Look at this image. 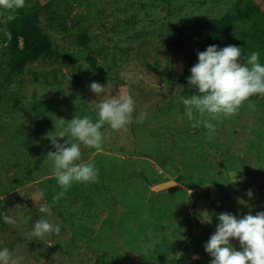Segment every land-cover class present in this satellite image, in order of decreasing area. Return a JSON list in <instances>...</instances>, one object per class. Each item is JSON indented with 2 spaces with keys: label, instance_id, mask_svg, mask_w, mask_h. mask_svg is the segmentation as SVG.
I'll return each instance as SVG.
<instances>
[{
  "label": "rangeland",
  "instance_id": "374dc122",
  "mask_svg": "<svg viewBox=\"0 0 264 264\" xmlns=\"http://www.w3.org/2000/svg\"><path fill=\"white\" fill-rule=\"evenodd\" d=\"M64 2L67 23L83 15L90 47L76 33L54 32L52 56L32 62L11 83L0 75V159L17 152L14 160L30 176L5 192L0 165V249H10L20 264H209L204 245L219 213L264 211V96L250 97L232 118L211 121L217 124L211 141L202 124L192 127L179 100L191 96L188 84L177 83L188 52L234 0ZM40 6L41 0H25L24 9ZM6 12L0 9L3 22ZM93 81L107 94H131L137 111L125 129L102 127L100 150L81 146L82 161L99 170L98 182L73 183L53 203L61 189L46 136L62 130L60 118L65 127L74 116L97 119L106 96L90 90ZM170 179L180 186L173 194L153 189ZM45 204L50 214L39 210ZM42 215L61 225L58 235H31ZM232 243L240 249L238 240Z\"/></svg>",
  "mask_w": 264,
  "mask_h": 264
},
{
  "label": "clouds",
  "instance_id": "9594fccd",
  "mask_svg": "<svg viewBox=\"0 0 264 264\" xmlns=\"http://www.w3.org/2000/svg\"><path fill=\"white\" fill-rule=\"evenodd\" d=\"M24 6L25 0H0V9L12 10ZM197 55L198 61L190 68L187 83L198 94L179 96V100L185 106L189 120L195 121L192 127L202 124L208 130L207 139L211 141L217 128V124L211 121L219 123L222 119L232 118L250 97L264 96V64L260 63L257 51L242 60L243 50L235 44L225 47L212 44L198 51ZM90 90L96 96H106L98 103L97 119L74 116L67 120L65 127L66 120L60 118L62 130L55 135L47 133L46 136L55 149L48 151L47 157L52 161V175L61 189L53 197V203L63 197L73 183L98 182L99 170L92 161H82L81 146L100 150L104 139L102 127L107 124L113 130L125 129L133 122V114L137 111L131 94H107L105 85L95 81L90 84ZM250 107L254 108L255 105ZM205 116L208 118L205 119ZM143 118L141 113L137 122L142 123ZM57 137L67 139L60 143ZM247 195L253 196L251 189ZM238 203L244 204L245 201L239 199ZM39 210L50 214V207L46 204ZM5 220L11 223L8 217ZM218 221L215 232L204 245L205 251L212 257L209 264H264V211L254 215L249 211L243 216L221 212ZM202 222L210 223L211 220L202 219ZM60 230V224L42 215L35 222L31 235L42 238L45 235H58ZM233 239L239 241V250L233 245ZM0 264H20V259L4 247L0 249Z\"/></svg>",
  "mask_w": 264,
  "mask_h": 264
},
{
  "label": "trees",
  "instance_id": "16d2710c",
  "mask_svg": "<svg viewBox=\"0 0 264 264\" xmlns=\"http://www.w3.org/2000/svg\"><path fill=\"white\" fill-rule=\"evenodd\" d=\"M5 11L6 21L0 20V75L6 83L23 75L32 62L54 54V32L76 33L80 45L90 47L91 37L82 25L83 15L76 14L73 21L67 23L64 17L68 15L67 2L64 0H41L40 8L32 11L24 7ZM204 35L198 48L188 52L184 70L177 77L178 84H188L190 68L198 61L197 52L212 44L241 47L244 54L242 60L257 51L260 63L264 64V7L256 0H234L231 8ZM87 59L92 66L96 65L91 56ZM185 91L190 95L198 94L194 88ZM18 139L23 140L21 134ZM7 154L6 161L0 159L7 177L5 192L23 186L30 179L26 165L14 160L15 157L18 159L17 152Z\"/></svg>",
  "mask_w": 264,
  "mask_h": 264
},
{
  "label": "water",
  "instance_id": "95a60500",
  "mask_svg": "<svg viewBox=\"0 0 264 264\" xmlns=\"http://www.w3.org/2000/svg\"><path fill=\"white\" fill-rule=\"evenodd\" d=\"M155 191L167 190L169 193L173 194L174 192L180 189V186L175 180H166L160 183H157L153 186Z\"/></svg>",
  "mask_w": 264,
  "mask_h": 264
}]
</instances>
